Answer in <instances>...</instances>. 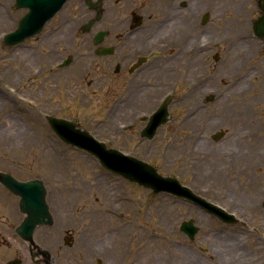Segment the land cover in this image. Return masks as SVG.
Segmentation results:
<instances>
[{"label":"flooded vegetation","instance_id":"flooded-vegetation-1","mask_svg":"<svg viewBox=\"0 0 264 264\" xmlns=\"http://www.w3.org/2000/svg\"><path fill=\"white\" fill-rule=\"evenodd\" d=\"M72 1L63 8L89 13L84 25L95 19L83 34L96 24L99 29L92 39L48 41L54 49L58 45L67 49L54 70L65 75L58 79L64 82L65 93L86 105L100 102L104 91L112 94L108 109L113 110L115 119H121L116 124L118 132L141 125V142H150L154 138L142 133L155 111L154 103L173 94L170 88H188L190 95L179 100L190 99L195 104L188 123L194 132L188 135L192 141L190 158L184 151L178 157L180 161L186 158L190 166L185 169L187 164L182 161L179 181L196 195L191 185L201 183L198 186L203 191L214 186L212 178L219 181V176H224L236 185L237 193L238 188L244 192L229 195L226 191L223 199L216 194L217 201L205 199L222 211L190 198L185 191L164 196L173 205L183 209L188 205L193 213L210 216L213 227L226 229L229 246L235 239L241 242V235L245 236L242 243L264 248V39L253 28L261 16V0ZM97 33L104 35L95 39ZM71 47L79 53L70 55ZM61 88V84H54V91ZM155 88L166 90L157 94ZM235 104L240 105L234 109ZM53 116L97 135L88 125L93 116ZM235 117L241 126L231 128ZM189 173L191 185L185 183ZM9 196L15 201L18 219L16 223H0V245L12 249L14 255L0 264L137 263L132 238L121 239L125 228L106 229L113 221L107 216H120L115 207L121 205L120 200L113 198L112 204L117 202L102 211L87 208L81 195H46L50 216L44 217L40 195H31L30 200L25 195ZM71 215H79V219ZM200 229L194 218L182 216L178 230L184 237L194 240ZM107 236L112 239L107 241ZM232 259L230 264L260 262L255 258L244 263Z\"/></svg>","mask_w":264,"mask_h":264},{"label":"rangeland","instance_id":"rangeland-1","mask_svg":"<svg viewBox=\"0 0 264 264\" xmlns=\"http://www.w3.org/2000/svg\"><path fill=\"white\" fill-rule=\"evenodd\" d=\"M14 1L0 0V170L9 172L20 180L42 178L48 195H81L87 208L93 206L106 211L113 198L120 200L121 205L115 206L120 216H107L114 222L111 221V226L107 225L109 227L106 229L125 228L121 239L124 241L129 236V239L132 238L131 246L136 251V264H183L180 259L184 254L195 262L201 260L205 264H230L232 258H237L239 263L255 258L260 261L259 264H264L263 247L253 242L242 243L245 236L243 239L241 235L238 236L241 242L238 243L235 239L229 246L227 237L224 236L226 229L213 227L212 224L215 226V223L210 216L193 213L188 205L185 209L173 205L164 196L172 195L170 193L153 194L150 189L109 172L93 155L64 143L53 132L46 119V115L53 114L74 119L79 114L85 118L93 116L94 119L88 123L89 129L108 147L149 162L164 176L180 179L181 164L186 163V158H190L189 145L192 141L188 135L194 131L191 130L193 125L188 126V123L195 104L190 99H185L184 102L179 99L190 95V90L181 87L169 89L174 91V100L169 106L170 120L159 127L152 141L141 142V125L126 133L118 132L116 124L121 119H115L113 110L108 109L112 105L109 104L112 94L107 95L104 91L100 102L80 104L70 98L71 94L65 93L64 82L58 80L59 77L62 80L65 75L54 71L56 62L67 49L60 45L54 49L53 44L49 45L48 41L70 39L74 43L75 39H92L99 29L97 24L86 34L80 29L87 17H90L89 13L85 15L82 9L63 8L45 25L40 34L20 45L6 47L3 35L15 30L19 19L27 12L25 9L16 10ZM75 2L78 0L72 1ZM68 53L75 55L79 50L72 48ZM71 70L74 71L73 68ZM56 83L62 85L59 91H54ZM154 90L161 94L166 89ZM159 104L160 102H155L154 109ZM236 105L240 104H235L234 109ZM225 120L227 122L228 117ZM231 126H241L238 117L231 120ZM216 128L218 127L212 129ZM180 152L186 154L183 162L178 158ZM187 165L184 166L185 169L190 168ZM191 180L189 173L185 183L191 185ZM211 180L214 186L203 191L198 186L201 183L191 185L196 196L217 201L215 194L223 195L219 197L223 199L228 195L226 191L229 195H241L244 192L238 188L237 193L236 185L224 176H219V181L214 178ZM9 195L12 194L0 184V223H16L18 219L15 201ZM125 197L127 199L123 200ZM117 201L114 200L113 204ZM183 215L185 219L194 218L201 228L194 240L184 237L178 230ZM72 217L79 219V215H71ZM215 234L221 236L218 238ZM107 237V241L112 239V236ZM13 255L12 249L0 245V263Z\"/></svg>","mask_w":264,"mask_h":264},{"label":"water","instance_id":"water-1","mask_svg":"<svg viewBox=\"0 0 264 264\" xmlns=\"http://www.w3.org/2000/svg\"><path fill=\"white\" fill-rule=\"evenodd\" d=\"M66 1L15 0V7L17 9H27L28 11L20 19L17 28L3 36L4 44L6 46H15L41 33L46 23L53 18ZM261 8L262 16L255 23L254 30L259 37L264 38V0H262ZM94 21L95 19H92L88 24L82 26V31L86 32L91 28ZM103 35V33H98L95 39H101ZM170 103L171 97L165 99L153 114L144 130L145 136L153 138L157 128L168 122ZM47 120L56 134L65 142L87 150L89 153L95 155L101 165L107 170L152 189L154 194L171 192L172 194L179 195L184 189L176 178L165 177L158 173L156 167L135 157L124 155L118 150L107 148L105 143L96 140L88 132L74 129L73 123L51 116H47ZM0 182L13 194L25 195L27 200H30L31 195H40L41 206L45 209L44 217L50 216L46 203L47 189L42 179L23 182L17 180L9 173L0 172ZM186 191L190 192L189 189H186Z\"/></svg>","mask_w":264,"mask_h":264},{"label":"bare ground","instance_id":"bare-ground-1","mask_svg":"<svg viewBox=\"0 0 264 264\" xmlns=\"http://www.w3.org/2000/svg\"><path fill=\"white\" fill-rule=\"evenodd\" d=\"M185 253H187V252H185ZM182 262H183V264H205L203 261H201V260H197L196 262L195 261H193V260H191V258L190 257H188L187 256V254H184V256L183 257H181V259H180ZM207 264V263H206Z\"/></svg>","mask_w":264,"mask_h":264}]
</instances>
